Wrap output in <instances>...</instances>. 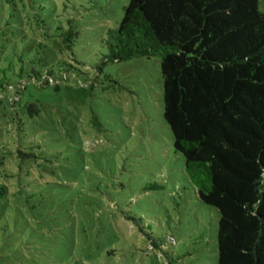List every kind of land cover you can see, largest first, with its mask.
Here are the masks:
<instances>
[{"label":"rangeland","instance_id":"obj_1","mask_svg":"<svg viewBox=\"0 0 264 264\" xmlns=\"http://www.w3.org/2000/svg\"><path fill=\"white\" fill-rule=\"evenodd\" d=\"M128 2L0 0V80L26 85L13 108L1 91L0 186L14 191L0 199V264L217 262V211L173 148L159 58L98 70Z\"/></svg>","mask_w":264,"mask_h":264},{"label":"trees","instance_id":"obj_2","mask_svg":"<svg viewBox=\"0 0 264 264\" xmlns=\"http://www.w3.org/2000/svg\"><path fill=\"white\" fill-rule=\"evenodd\" d=\"M261 2L129 0L118 25L106 31L107 53L98 66L101 71L108 63L159 58L162 117L173 148L184 158L197 199L217 211L215 264H264ZM74 37L62 36L61 56L72 54ZM44 73L31 67L27 78L55 80ZM22 80H0V104L6 90L14 95L7 100L14 107L17 91L26 87ZM13 191L0 186V199ZM1 233L0 225V242Z\"/></svg>","mask_w":264,"mask_h":264}]
</instances>
